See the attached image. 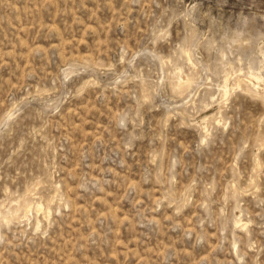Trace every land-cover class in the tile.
Wrapping results in <instances>:
<instances>
[{"label": "rangeland", "instance_id": "1", "mask_svg": "<svg viewBox=\"0 0 264 264\" xmlns=\"http://www.w3.org/2000/svg\"><path fill=\"white\" fill-rule=\"evenodd\" d=\"M0 264H264V0H0Z\"/></svg>", "mask_w": 264, "mask_h": 264}, {"label": "bare ground", "instance_id": "2", "mask_svg": "<svg viewBox=\"0 0 264 264\" xmlns=\"http://www.w3.org/2000/svg\"><path fill=\"white\" fill-rule=\"evenodd\" d=\"M226 81V80H225ZM238 81V80H237ZM226 83V82H225ZM227 84V83H226ZM226 84H225V93H226V91H227V89H226ZM238 84V83H237ZM29 190V189H28ZM32 205V204H31ZM15 218V217H14ZM244 224V223H243Z\"/></svg>", "mask_w": 264, "mask_h": 264}]
</instances>
